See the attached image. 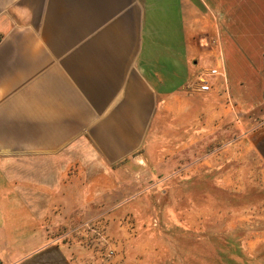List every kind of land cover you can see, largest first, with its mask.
I'll return each mask as SVG.
<instances>
[{
  "label": "crops",
  "instance_id": "1",
  "mask_svg": "<svg viewBox=\"0 0 264 264\" xmlns=\"http://www.w3.org/2000/svg\"><path fill=\"white\" fill-rule=\"evenodd\" d=\"M204 68L221 73L206 77L207 126L263 104L264 0H0V173L24 158L26 188L82 182L96 200ZM55 196L23 202L46 216ZM15 264L77 263L48 244Z\"/></svg>",
  "mask_w": 264,
  "mask_h": 264
},
{
  "label": "rangeland",
  "instance_id": "2",
  "mask_svg": "<svg viewBox=\"0 0 264 264\" xmlns=\"http://www.w3.org/2000/svg\"><path fill=\"white\" fill-rule=\"evenodd\" d=\"M215 70L197 71L163 100L124 178L94 201L82 182L58 193L26 188L24 158L2 171L0 264L48 244L77 264H264V102L251 111L222 106L207 126L206 77ZM27 190L55 194L51 213L23 202Z\"/></svg>",
  "mask_w": 264,
  "mask_h": 264
},
{
  "label": "built area",
  "instance_id": "3",
  "mask_svg": "<svg viewBox=\"0 0 264 264\" xmlns=\"http://www.w3.org/2000/svg\"><path fill=\"white\" fill-rule=\"evenodd\" d=\"M211 72H216V70L214 69V70H211ZM205 88H207V86H205Z\"/></svg>",
  "mask_w": 264,
  "mask_h": 264
}]
</instances>
